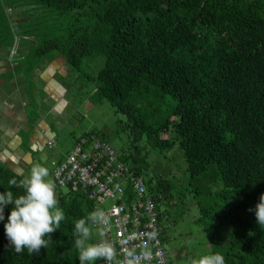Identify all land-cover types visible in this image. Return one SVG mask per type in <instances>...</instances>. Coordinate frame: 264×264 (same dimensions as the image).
<instances>
[{
  "label": "trees",
  "instance_id": "trees-1",
  "mask_svg": "<svg viewBox=\"0 0 264 264\" xmlns=\"http://www.w3.org/2000/svg\"><path fill=\"white\" fill-rule=\"evenodd\" d=\"M4 1L0 50L15 49L16 31L30 35L29 21H10L7 10L13 6L23 4L65 22L40 42L30 37L31 58L38 64L57 53L78 81L93 85L91 103L108 102L125 117L120 128L130 151L119 160L146 178L148 191L165 206L159 217L162 241L170 219L173 227L177 223L170 208L176 205L173 186L153 176L139 158L143 140L160 154L180 151L199 209L196 224L210 237L212 254H222L225 264H264V225L255 216L264 193V0ZM98 58L103 63L96 75H84V62L96 65ZM34 63L16 61L23 81ZM22 177L0 162V193L23 194L9 185ZM57 198L65 219L38 255L27 249L17 254L11 247L4 224L13 205L5 207L0 264H79L75 223L95 204L82 191ZM223 222L230 232L216 239Z\"/></svg>",
  "mask_w": 264,
  "mask_h": 264
},
{
  "label": "rangeland",
  "instance_id": "rangeland-1",
  "mask_svg": "<svg viewBox=\"0 0 264 264\" xmlns=\"http://www.w3.org/2000/svg\"><path fill=\"white\" fill-rule=\"evenodd\" d=\"M1 2L4 3L5 1L1 0ZM22 5L20 7L13 6L10 10H7L11 22L15 21L17 24L29 21L32 25L31 29L27 31L30 33L29 36L22 35L21 31L14 33V47L17 48L15 52L18 51L22 61L35 62L33 64L34 68H43L44 64L48 66L59 55L52 53L42 62L36 64L37 61L31 58L30 52L35 48L29 42L30 37L34 35L32 40L36 43L40 42L41 39L52 32L61 31L65 22L60 18H56L52 13L46 14L41 11H34V8ZM40 15L43 17H38ZM12 59H16V57L12 56ZM96 62V65H89V62L85 61L82 67L83 74L89 77L95 76L102 66L103 58H98ZM62 70H65L66 75H62ZM55 72H57L55 79L61 86V92L65 89L63 93L65 103L57 106L45 90V81L37 80L32 85L37 93L29 92L23 96L26 102L24 108L29 112L31 120L34 121L33 123L44 122L53 134L58 148L64 152L69 151L74 139L93 134V137L109 143L119 156L120 154H128L130 141L127 134L120 128V123L126 122L125 117L120 113H116V110L108 102L102 104L91 103L88 98L93 92V85L78 81V74L73 73L66 63L64 68L61 67ZM138 146L140 147L139 158L144 159L150 173L153 176L168 180L173 186V203L176 205L172 207L170 203V208L172 209L171 217L173 215L177 216V223L167 234L170 248V252H166L168 264H191L192 260L199 259L202 255L212 254L213 244L209 240L210 237H208L203 227L196 224V220L199 218V209L195 203L194 194L190 192L191 188L188 186L187 176L184 174V161L180 151L175 147L169 153L160 154L146 147L144 140ZM52 151L42 145H39L37 149H32L31 152L27 150L33 158L30 165L26 164L27 175L32 167L40 165L49 169L47 179L52 181V168L50 165L53 157ZM69 152L61 153V156ZM145 181H147L146 178ZM56 193L57 196L62 195L66 193V190L56 187ZM161 207L163 211L165 206ZM217 232L215 238L224 240L230 229L225 227L223 222L222 227ZM95 241L96 236L91 242L94 243Z\"/></svg>",
  "mask_w": 264,
  "mask_h": 264
},
{
  "label": "built area",
  "instance_id": "built-area-1",
  "mask_svg": "<svg viewBox=\"0 0 264 264\" xmlns=\"http://www.w3.org/2000/svg\"><path fill=\"white\" fill-rule=\"evenodd\" d=\"M12 56H17L15 49ZM46 146L54 149L55 142ZM50 165L58 188L82 191L95 204L94 211L101 209L109 217L106 238L116 250V264H127L129 253L136 264H168L160 239L162 209L143 178L133 175L107 142L82 137L68 154L51 160ZM98 240L96 237L95 242ZM145 250L151 252L147 259Z\"/></svg>",
  "mask_w": 264,
  "mask_h": 264
},
{
  "label": "clouds",
  "instance_id": "clouds-1",
  "mask_svg": "<svg viewBox=\"0 0 264 264\" xmlns=\"http://www.w3.org/2000/svg\"><path fill=\"white\" fill-rule=\"evenodd\" d=\"M48 177L49 169L37 165L19 180H9V185L22 190L23 194L14 196L10 190L0 193V221L5 219V207L13 205L4 230L17 254L27 249L30 255H38L41 248L48 247L51 234L60 228L65 219L64 211L59 207L56 185ZM255 216L257 224L264 225V193L255 206ZM109 223V217L101 209L76 221L73 235L79 252V264H96L97 261L116 264V250L106 238ZM94 236L99 237L98 242H91ZM152 238H155L154 234ZM150 255L148 250L143 253L146 259ZM128 256L127 264H136L135 257L131 253ZM191 264H225V259L220 253L206 254L192 260Z\"/></svg>",
  "mask_w": 264,
  "mask_h": 264
},
{
  "label": "crops",
  "instance_id": "crops-1",
  "mask_svg": "<svg viewBox=\"0 0 264 264\" xmlns=\"http://www.w3.org/2000/svg\"><path fill=\"white\" fill-rule=\"evenodd\" d=\"M0 52L5 55V52L11 51L0 50ZM16 53V59L19 60L20 54L18 51ZM16 59H12L10 56L9 58L4 56L0 58V162L15 173L25 176L27 175L26 164L30 165L33 161L30 153L32 149H37L39 145L46 146L48 142L55 141L49 127L44 122L31 123L30 114L24 108L26 102L23 96L29 92L36 94L37 91L33 89L32 85L37 80H44L45 90L50 99H53L57 106L65 103L63 100L65 89L61 92V86L55 79L57 74L55 70L64 68L65 61L58 56L48 66L44 64L43 68L35 67L30 74L25 72L24 75L29 74V77L23 81V72L16 73L15 71ZM62 75H66L65 70H62ZM80 138L72 141L69 151ZM51 150H53L52 160L61 158V153L69 152L58 148L56 143L55 148Z\"/></svg>",
  "mask_w": 264,
  "mask_h": 264
},
{
  "label": "flooded vegetation",
  "instance_id": "flooded-vegetation-1",
  "mask_svg": "<svg viewBox=\"0 0 264 264\" xmlns=\"http://www.w3.org/2000/svg\"><path fill=\"white\" fill-rule=\"evenodd\" d=\"M169 229H168V233L171 231V228H173V226H172V219H170V225H169ZM168 243H169V240H167L166 242H163L162 241V247H163V249L165 250V253L167 252V253H169L170 252V248H169V246H168Z\"/></svg>",
  "mask_w": 264,
  "mask_h": 264
},
{
  "label": "water",
  "instance_id": "water-1",
  "mask_svg": "<svg viewBox=\"0 0 264 264\" xmlns=\"http://www.w3.org/2000/svg\"><path fill=\"white\" fill-rule=\"evenodd\" d=\"M7 14H8V13H7ZM1 53H2V52H0V55H1V56H4V57H6V58H9V56H10V52H5V55H2ZM52 182L56 185V187H58L55 178L52 179Z\"/></svg>",
  "mask_w": 264,
  "mask_h": 264
},
{
  "label": "bare ground",
  "instance_id": "bare-ground-1",
  "mask_svg": "<svg viewBox=\"0 0 264 264\" xmlns=\"http://www.w3.org/2000/svg\"><path fill=\"white\" fill-rule=\"evenodd\" d=\"M160 223V222H159ZM161 226V224H160ZM160 239H161V244H162V229H161V236H160ZM165 251V250H164ZM166 255V254H165ZM98 263L100 264V262L98 261Z\"/></svg>",
  "mask_w": 264,
  "mask_h": 264
}]
</instances>
